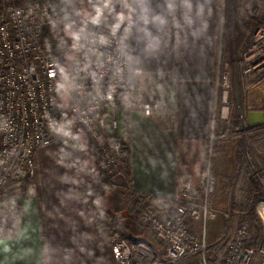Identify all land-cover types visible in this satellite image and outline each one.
Listing matches in <instances>:
<instances>
[{"label": "built area", "instance_id": "obj_1", "mask_svg": "<svg viewBox=\"0 0 264 264\" xmlns=\"http://www.w3.org/2000/svg\"><path fill=\"white\" fill-rule=\"evenodd\" d=\"M54 2L0 0V235L20 216V196H38V152L53 144L68 160L95 233L109 244L117 264H178L191 257L199 264H264V163L252 169L247 199L223 210L212 202L216 179L210 162L196 184L180 173L172 195L143 193L127 181L124 212L104 206L112 177L123 173L121 161H129L132 151L116 134L113 111L124 104L129 112L151 116L169 112V106L150 96L134 98L142 69L131 62L126 20L117 24L107 2L94 0L72 41L61 46L47 36L56 17ZM248 11L253 27L238 59L243 92L264 79V0H251ZM64 51L71 55L66 72ZM61 95L84 136L71 138L68 148L61 138ZM219 217L226 227L213 236L211 224ZM130 222L139 234L130 231Z\"/></svg>", "mask_w": 264, "mask_h": 264}, {"label": "crops", "instance_id": "obj_2", "mask_svg": "<svg viewBox=\"0 0 264 264\" xmlns=\"http://www.w3.org/2000/svg\"><path fill=\"white\" fill-rule=\"evenodd\" d=\"M55 1V9L78 24L90 13L94 0ZM104 1L124 15L131 62L142 69L141 86L134 89V98L150 96L169 106V112L151 116L138 110L129 112L124 104L113 111L119 121L116 134L132 147L128 163L131 182L143 193L172 195L180 173L196 184L201 169L210 162L209 129L218 92L223 103V87H227H217V63L223 44L233 42L230 35L236 38L240 27L250 23L234 20L227 25L230 35L228 31L224 37L222 0ZM246 1L241 0L245 8ZM236 6V0H226V14L232 17ZM258 84L242 92V127H251L250 112L264 110V79ZM241 137L252 134L248 131ZM38 159L39 194L35 198L20 196V216L0 235V264H117L109 244L95 233L90 206L76 191L71 166L60 148L53 144L42 147ZM234 166L228 168L231 176L237 175L238 181L251 180V166ZM111 183L104 194V206L123 213L125 207H120L127 200L122 188L127 180L117 173ZM236 183L231 182L232 188L240 182ZM235 203L238 198L231 200L229 193L225 209ZM216 221L220 228L227 223L223 217ZM134 227L138 226L130 222V229Z\"/></svg>", "mask_w": 264, "mask_h": 264}, {"label": "rangeland", "instance_id": "obj_3", "mask_svg": "<svg viewBox=\"0 0 264 264\" xmlns=\"http://www.w3.org/2000/svg\"><path fill=\"white\" fill-rule=\"evenodd\" d=\"M222 1L224 5V37L229 31L227 25L234 23V20L239 19V21H236L240 22V24L245 21H248L250 24H248V26H245L244 28L241 26L239 34L236 38L234 34L231 36L229 31L230 38L233 42L232 44H229L230 46H227L225 43L223 44L222 52L220 53V58L218 60L219 63H217V87L222 88L220 87V84L224 82V85L227 87H223V89H226L225 101L223 103L221 93L218 92V99L216 102L214 118L212 121L213 131L210 132L211 129H209L208 134L209 148L207 156L210 158L212 173L213 170H215L216 174H214L216 176V179L218 180H216V188L214 191V196L216 197L214 203L216 204L217 208L221 210L225 209V197H227L229 193H231V200L237 197L238 201L242 203L245 199H247L250 189H252L254 186L252 180H248L245 182L238 181L236 177L237 175L234 174L233 176H231L230 174H232V172L228 170V168H230L232 165H235L234 167H237V165H244L246 167L251 166L252 172V169L255 165L264 163V127L260 128V126L255 125L254 129L250 131L252 137H244V139H241L242 133L240 131L243 124L241 123L242 110H240V108H243L241 106L243 104V91L242 85L240 83L238 59L241 51L243 49H246V46L249 42L251 29L253 27V20L250 19L251 12L248 11V9H251V0L246 1V8L243 6L241 0H236V13L232 12V17L229 14H226V0ZM55 2L57 6V1ZM55 4L53 5L54 7ZM54 10L56 11V17L47 30V36L55 45L61 46L72 41V35L75 32L77 23L73 24L74 22H76V20L72 16L62 15V13H59L58 9ZM110 10L113 12L112 17L115 22L117 24H124V15L121 14L118 10H115V8H111ZM63 58L65 61L62 71L66 72L68 61L71 58L70 53H63ZM226 73H228V75H225ZM58 101L59 110L63 119V131L61 138L66 148H68L71 138L76 137V135H80L81 137L84 136L79 125L70 117L67 111V100L65 95L59 96ZM110 114H112V112H110ZM223 179H227L224 180L225 183L221 182ZM233 180L235 183L236 181L237 183H240L232 188L231 182ZM126 200H128L127 197ZM125 205L126 204L124 202V205L120 208H124ZM240 206H242V204H240ZM213 222L214 223H212V231L214 232V236L216 235L218 229H225L226 224H223V226L221 225L223 228H220L216 220ZM219 222H221V220H219ZM139 229V227H134L130 229V231L133 233H138ZM196 261L198 262L197 258L191 257L182 260L178 264H195Z\"/></svg>", "mask_w": 264, "mask_h": 264}, {"label": "water", "instance_id": "obj_4", "mask_svg": "<svg viewBox=\"0 0 264 264\" xmlns=\"http://www.w3.org/2000/svg\"><path fill=\"white\" fill-rule=\"evenodd\" d=\"M264 122V111L254 110L249 113V124L255 126Z\"/></svg>", "mask_w": 264, "mask_h": 264}, {"label": "trees", "instance_id": "obj_5", "mask_svg": "<svg viewBox=\"0 0 264 264\" xmlns=\"http://www.w3.org/2000/svg\"><path fill=\"white\" fill-rule=\"evenodd\" d=\"M128 163H129V161L122 160L121 161V168H122L123 174H124L125 178L127 179V181L131 182V173H130V169H129V164ZM250 210H252V209H250ZM196 263L199 264L197 261H196Z\"/></svg>", "mask_w": 264, "mask_h": 264}, {"label": "clouds", "instance_id": "obj_6", "mask_svg": "<svg viewBox=\"0 0 264 264\" xmlns=\"http://www.w3.org/2000/svg\"><path fill=\"white\" fill-rule=\"evenodd\" d=\"M99 11V10H98Z\"/></svg>", "mask_w": 264, "mask_h": 264}]
</instances>
